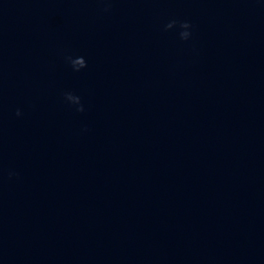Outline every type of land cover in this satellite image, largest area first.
Segmentation results:
<instances>
[{
	"label": "clouds",
	"instance_id": "1",
	"mask_svg": "<svg viewBox=\"0 0 264 264\" xmlns=\"http://www.w3.org/2000/svg\"><path fill=\"white\" fill-rule=\"evenodd\" d=\"M107 10L108 9H105V11H107ZM177 26L180 29H182V31H180V33H179L180 38L182 40H188L190 35H191V33L188 31V29H190L192 27L191 23L188 21H178V20L173 19L165 25V30H169V29H172V28L177 27ZM69 59H70L71 65L75 71H79L80 69L87 67L86 61L83 57H77L75 59L69 58ZM65 98L67 100L75 99L78 102V104L80 103V98L78 96L71 94V93H65ZM78 111H83V107L81 106L78 109ZM16 115L17 116L21 115L19 110H17Z\"/></svg>",
	"mask_w": 264,
	"mask_h": 264
},
{
	"label": "water",
	"instance_id": "2",
	"mask_svg": "<svg viewBox=\"0 0 264 264\" xmlns=\"http://www.w3.org/2000/svg\"><path fill=\"white\" fill-rule=\"evenodd\" d=\"M0 264H27L0 225Z\"/></svg>",
	"mask_w": 264,
	"mask_h": 264
}]
</instances>
